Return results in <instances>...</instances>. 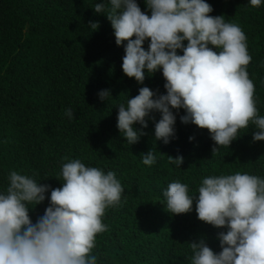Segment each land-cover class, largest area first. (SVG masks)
<instances>
[{
  "label": "trees",
  "instance_id": "trees-1",
  "mask_svg": "<svg viewBox=\"0 0 264 264\" xmlns=\"http://www.w3.org/2000/svg\"><path fill=\"white\" fill-rule=\"evenodd\" d=\"M97 2L0 0V191L7 186L9 170L60 187V166L67 159L112 170L124 191L120 203L106 208L101 218L106 230L95 235L90 252L96 264H191L189 241L202 238L219 252L216 233L226 230L196 216L201 178L237 171L264 177V140H252L258 129L249 123L229 146L212 152L208 130L181 123L184 110L173 109L179 114L169 143L154 138L160 113L150 110L143 135L129 145L116 128V104L126 95H136L141 86L162 94L164 79L159 69L146 73L141 84L123 74L125 42L115 44L110 22L92 8ZM136 2L150 14L143 0ZM206 2L212 7L209 15H223L244 32L251 56L246 72L254 85L258 115L264 116V2L259 7L247 0ZM104 3L107 11V0ZM90 22L98 27L91 29ZM147 45L145 39L142 47L146 50ZM177 54H182L180 49ZM102 89L110 91L106 100L97 97ZM68 108L73 111L71 119L65 115ZM150 148L156 161L146 166L141 156ZM168 155L183 157L179 167ZM174 180L188 185L194 196L192 211L168 212L162 189ZM47 196L48 192L44 201L29 205L33 223L48 205Z\"/></svg>",
  "mask_w": 264,
  "mask_h": 264
},
{
  "label": "clouds",
  "instance_id": "clouds-1",
  "mask_svg": "<svg viewBox=\"0 0 264 264\" xmlns=\"http://www.w3.org/2000/svg\"><path fill=\"white\" fill-rule=\"evenodd\" d=\"M143 2L150 14L142 12L136 0H107V11L104 0L92 7L110 22L115 44L125 42L123 74L141 84L146 73L159 69L164 79L162 94L141 86L136 95H126L116 104V128L123 140L129 145L137 142L147 127L145 117L157 110L154 138L169 143L179 114L173 109L184 110L181 123L208 130L212 152L229 146L249 123L258 129L252 140H264V116L258 115L254 85L246 72L251 56L239 25L226 22L223 15H209L212 7L206 0ZM262 2L247 0L252 7ZM90 27L96 29L98 23L90 22ZM109 96L108 89L97 92L100 100ZM65 115L71 119L73 111L65 109ZM137 123L140 128H134ZM182 159L168 155L177 167ZM155 161L151 148L141 156L146 166ZM58 180L60 187H50L9 170L7 186L0 191V264H96L90 252L95 235L106 230L101 218L106 208L120 203L124 189L112 170L86 166L78 158L61 163ZM46 192L48 205L33 223L29 208L44 201ZM195 194L197 218L226 230L216 233L219 252L214 253L202 238L189 241L191 264H264V177L240 171L207 175ZM162 196L172 214L193 210L194 196L186 183L169 182Z\"/></svg>",
  "mask_w": 264,
  "mask_h": 264
}]
</instances>
